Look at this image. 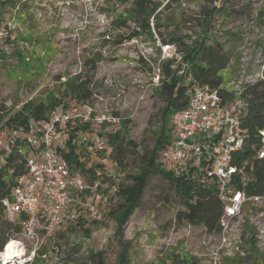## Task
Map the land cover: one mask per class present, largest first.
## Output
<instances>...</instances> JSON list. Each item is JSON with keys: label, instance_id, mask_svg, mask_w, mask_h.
I'll return each instance as SVG.
<instances>
[{"label": "rangeland", "instance_id": "rangeland-1", "mask_svg": "<svg viewBox=\"0 0 264 264\" xmlns=\"http://www.w3.org/2000/svg\"><path fill=\"white\" fill-rule=\"evenodd\" d=\"M132 1L18 0L15 6L5 7L1 21L9 33L6 40H0V109L5 107L6 112L0 134L4 141L19 135L3 123L24 102L67 95L68 108L61 110L90 107L95 116L120 117L114 123L91 121V130L76 139L87 149L88 164L102 163L104 179L111 174L117 183L122 171L108 156L106 135L123 129L122 121L127 120L125 136L135 146L126 162L134 172L160 132L166 102L157 90L159 73L164 71V61L176 59L174 67L180 57L176 42L161 44V39L173 33L191 45L206 27L207 42L219 41L230 56L229 65L220 71L224 82L242 71H264V0H173L168 5V0H147L157 5L155 17L149 18L146 31L127 39L128 33L138 29L136 24L127 21V26H118L117 22ZM96 57L99 61L93 66L91 59ZM77 76L89 81L93 94L87 105H80L66 92L67 82L77 81ZM102 147L104 153L97 151ZM1 149L0 145V163ZM156 158L161 162L160 151ZM97 180L98 187L89 192L81 208L84 222L73 230L67 222L56 234L40 237L34 256L38 250L42 254L29 264H94L99 257L115 264L121 250L130 264H170L177 256L195 264H264V196L244 206L243 221L223 238L201 225L179 220V197L158 173L150 174L138 206L120 226L107 213L117 201L115 185L110 186L111 180ZM89 204L97 209V217L86 208ZM14 219L16 215L0 216L1 223ZM7 233L1 251L16 240L24 249L21 255L32 256L33 242L21 232ZM17 258L11 264H18L21 258Z\"/></svg>", "mask_w": 264, "mask_h": 264}, {"label": "trees", "instance_id": "trees-1", "mask_svg": "<svg viewBox=\"0 0 264 264\" xmlns=\"http://www.w3.org/2000/svg\"><path fill=\"white\" fill-rule=\"evenodd\" d=\"M18 0H0V16L7 5L15 6ZM173 0H168V5ZM156 4L147 0H133L124 10V17L117 22V25L127 26V21H133L138 29H133L125 38L137 37L140 31H146L149 27V18L155 13ZM155 17V14H154ZM209 26V24H208ZM207 32V28H204ZM200 36L191 45L186 44L180 37L173 33L168 34L167 39H161V44L176 42V53L180 54L179 62L174 67L171 64L176 59L171 58L163 62V72L159 73L157 90L165 96V107L160 117V132L155 138L152 149L144 152L141 156V164L133 172L126 162V156L132 152L134 142L125 136L127 120L122 121V128L106 135L107 145L110 148L109 158L122 171V179L114 183L113 178L110 186L115 185L116 204L111 206L107 213L118 220L120 226L126 223L129 214L138 206L145 191L151 173H158L168 180L174 187L179 197L181 208L176 211V217L192 225H201L209 232H220L219 220L223 212V202L218 195L217 182L206 176L200 175L194 166L172 165L162 166V162L157 161V153L163 149L171 139L169 122L171 115L177 109L185 106L189 95L190 87L194 83L208 85L210 87H220L223 78L220 71L230 63V56L219 41L207 42V37ZM5 40L8 36L4 37ZM18 59H22V53L17 52ZM99 61V57L91 59L94 63ZM73 79L67 82L66 92L70 98L87 105L92 100V91L89 81L86 79ZM227 98L232 95L221 89ZM63 96L51 97L47 100H28L19 109L8 116L3 125L11 128L13 132L19 133L14 136L15 144L9 150L1 149L4 157L0 163V216H3L4 207L1 203L3 197L7 196L18 175L25 172L24 155L19 151V147L25 146L27 133L30 134V120L45 119L55 108L67 109V103ZM241 96L246 101L243 113L240 115V130L243 135L242 148L234 154V164L238 174L233 180V184L244 191L247 196H264V157L259 158L256 151L261 142L260 130L264 129V78L254 83L246 84ZM5 107L0 109V121L4 119ZM93 114V113H92ZM91 121L75 120L69 121L63 127H58V142L55 145L56 152L67 163L71 173H79L87 180H97L100 178L104 182L105 166L102 163L88 164V153L84 145L77 143L79 133H87L91 130ZM107 123V122H104ZM102 135V133H99ZM97 151L104 153L106 148H98ZM244 180V182H243ZM109 187L105 188L106 192ZM83 196V194H80ZM18 219V218H17ZM14 219L12 223L0 222V251L6 246L9 233H20L19 221ZM84 219L78 215L76 219L70 221L69 230L82 224ZM3 248V249H2ZM42 254L38 250L31 262H36ZM118 261L115 264H130L121 250L118 254ZM28 262L27 264L31 263ZM249 263V262H248ZM94 264H106L103 258L99 257ZM170 264H195L185 256H177L171 259ZM250 264V263H249Z\"/></svg>", "mask_w": 264, "mask_h": 264}, {"label": "built area", "instance_id": "built-area-1", "mask_svg": "<svg viewBox=\"0 0 264 264\" xmlns=\"http://www.w3.org/2000/svg\"><path fill=\"white\" fill-rule=\"evenodd\" d=\"M5 26L0 16V40L8 36ZM262 78L264 71H242L227 82L223 81L218 88L194 83L185 106L172 113L171 139L160 150L161 162L194 166L200 175L217 182L218 195L223 202L219 220V233L223 238L243 221L244 206L263 197L247 196L233 184L238 174L233 162L234 154L243 145L240 115L246 101L241 93L246 84ZM221 89L232 96L227 98ZM75 120L114 123L120 117L95 116L90 107H83L74 112L56 108L45 119L30 120V134L25 146H18L24 155L25 172L16 177L10 193L1 200L4 211L17 216L21 233L35 245L32 256L21 255V259L18 257L20 261H16L18 264L33 259L40 237L56 234L63 225L81 215L84 210L81 208L90 197L89 192L99 185L98 180L89 181L79 173H71L67 163L56 152L58 127ZM259 133L261 142L256 153L263 158L264 129ZM14 144V138L4 141L0 134V145L4 149L9 150ZM86 208L93 217L98 216L93 205ZM16 258L12 256L5 264H11Z\"/></svg>", "mask_w": 264, "mask_h": 264}, {"label": "bare ground", "instance_id": "bare-ground-1", "mask_svg": "<svg viewBox=\"0 0 264 264\" xmlns=\"http://www.w3.org/2000/svg\"><path fill=\"white\" fill-rule=\"evenodd\" d=\"M11 243L8 245V249L5 251H1L0 254V264H5L12 256L21 255L23 250H21L18 245L19 243L16 240H10Z\"/></svg>", "mask_w": 264, "mask_h": 264}]
</instances>
